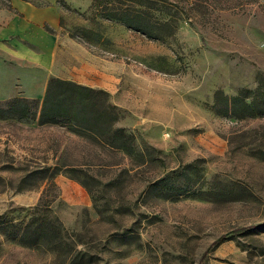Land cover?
<instances>
[{
	"label": "rangeland",
	"instance_id": "rangeland-1",
	"mask_svg": "<svg viewBox=\"0 0 264 264\" xmlns=\"http://www.w3.org/2000/svg\"><path fill=\"white\" fill-rule=\"evenodd\" d=\"M28 1L57 7L62 27L44 66L0 54V108L37 99L0 117V264H264V115L224 114L214 97L264 92V0H179L163 41L92 0ZM80 27L108 42L70 36ZM54 77L97 84L131 150L40 124ZM37 206L60 235L45 219L35 244L12 239Z\"/></svg>",
	"mask_w": 264,
	"mask_h": 264
},
{
	"label": "trees",
	"instance_id": "trees-1",
	"mask_svg": "<svg viewBox=\"0 0 264 264\" xmlns=\"http://www.w3.org/2000/svg\"><path fill=\"white\" fill-rule=\"evenodd\" d=\"M179 2V0H92L95 6H101L96 13L97 16L117 21L154 41H163L173 36L179 21L184 20L185 10ZM60 26L62 27V18ZM69 34L70 36L80 34L101 43L108 42V39L99 32L87 28H76ZM214 97L222 104L224 114L236 118L264 115V92H260L259 87L253 91L241 90L233 97H226L221 91H217ZM249 97L251 101L246 102ZM36 101L37 99L33 101L25 98L13 99L6 108H0V117L3 118L6 114L26 117L31 113L32 103ZM38 117L40 124L67 125L77 133L96 139H109L114 147L125 151L131 150L132 133L126 132L123 127L114 126L118 118L115 107L106 101L105 92L100 89L69 79L50 78L41 100ZM38 209L37 206L20 233H16L15 237L10 236L12 239L17 238L27 245L35 244L38 234L44 229L47 221L45 219H48L47 223L53 221L52 227L60 235L61 225L55 223L57 219L37 215Z\"/></svg>",
	"mask_w": 264,
	"mask_h": 264
},
{
	"label": "crops",
	"instance_id": "crops-1",
	"mask_svg": "<svg viewBox=\"0 0 264 264\" xmlns=\"http://www.w3.org/2000/svg\"><path fill=\"white\" fill-rule=\"evenodd\" d=\"M60 19L59 10L52 4L5 0L0 5V54L29 61L33 66L53 62L57 37L52 30L61 27ZM79 84L92 88L97 85Z\"/></svg>",
	"mask_w": 264,
	"mask_h": 264
}]
</instances>
